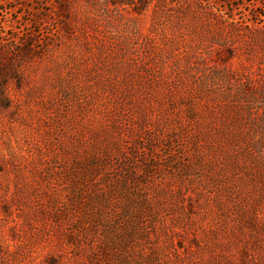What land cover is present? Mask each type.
<instances>
[{
    "label": "rangeland",
    "instance_id": "obj_1",
    "mask_svg": "<svg viewBox=\"0 0 264 264\" xmlns=\"http://www.w3.org/2000/svg\"><path fill=\"white\" fill-rule=\"evenodd\" d=\"M0 264H264V0H0Z\"/></svg>",
    "mask_w": 264,
    "mask_h": 264
}]
</instances>
